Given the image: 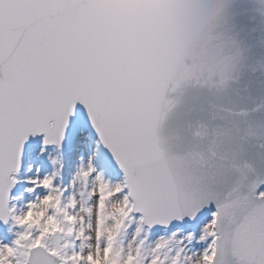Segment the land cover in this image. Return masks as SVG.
I'll return each mask as SVG.
<instances>
[{
  "label": "snow or ice",
  "instance_id": "1",
  "mask_svg": "<svg viewBox=\"0 0 264 264\" xmlns=\"http://www.w3.org/2000/svg\"><path fill=\"white\" fill-rule=\"evenodd\" d=\"M0 264H264V0H0Z\"/></svg>",
  "mask_w": 264,
  "mask_h": 264
}]
</instances>
